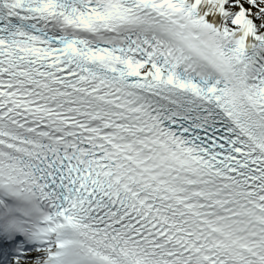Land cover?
Returning a JSON list of instances; mask_svg holds the SVG:
<instances>
[{
    "label": "snow or ice",
    "instance_id": "snow-or-ice-1",
    "mask_svg": "<svg viewBox=\"0 0 264 264\" xmlns=\"http://www.w3.org/2000/svg\"><path fill=\"white\" fill-rule=\"evenodd\" d=\"M0 264H264V0H0Z\"/></svg>",
    "mask_w": 264,
    "mask_h": 264
}]
</instances>
